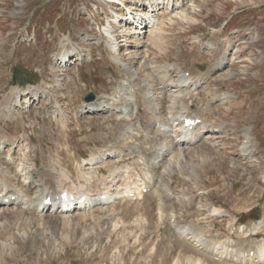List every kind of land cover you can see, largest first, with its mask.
<instances>
[{
  "label": "rangeland",
  "instance_id": "374dc122",
  "mask_svg": "<svg viewBox=\"0 0 264 264\" xmlns=\"http://www.w3.org/2000/svg\"><path fill=\"white\" fill-rule=\"evenodd\" d=\"M119 2L0 0V107L16 86L44 90L17 103L22 126L0 112V129L24 130L30 149L22 157L29 178L0 153L13 184L34 200L51 191L53 200L62 185L39 187L41 168L66 173L76 192L150 185L93 212L1 205L0 264H264V0ZM131 15L158 24L138 30ZM218 57L225 64L213 71ZM14 65L26 70L23 85L12 82ZM127 69L138 72L134 86ZM184 73L209 76L194 89ZM89 92L93 103L84 101ZM187 109L214 131L179 144L173 135ZM15 146L8 150L17 159ZM104 153L111 156L97 169L84 163ZM253 208L259 220L240 224Z\"/></svg>",
  "mask_w": 264,
  "mask_h": 264
},
{
  "label": "bare ground",
  "instance_id": "6f19581e",
  "mask_svg": "<svg viewBox=\"0 0 264 264\" xmlns=\"http://www.w3.org/2000/svg\"><path fill=\"white\" fill-rule=\"evenodd\" d=\"M160 4V3H159ZM171 4V3H170ZM151 7H157L158 3L154 4H150ZM169 6V5H168ZM153 10V9H152ZM153 17V18H152ZM152 19L150 20V22H153L152 24V30L151 32L153 31V26L155 23H157V19L152 15ZM150 19V18H149ZM149 19H145L144 17H139L138 19H135V22L137 23V26L139 27H142L143 28V25L144 27L147 26V20ZM149 22V23H150ZM150 26V25H149ZM137 28V27H136ZM138 29V28H137ZM66 39V37H65ZM63 41V40H62ZM128 41V40H127ZM63 43V42H62ZM107 45L109 46V48L111 49H115L116 47V44L112 41H107ZM67 47V46H65ZM64 48V46H63ZM71 48V47H70ZM67 48V49H63V51L65 50V53L62 54V58L66 61V57L70 56V54L72 55V53L74 52V48ZM70 53V54H69ZM130 53V52H129ZM59 55V54H58ZM221 63V64H219ZM223 61H219L218 63H215L214 65L218 64L217 68H215L216 66H214L213 68V71L215 70H220L222 69V67L224 66L223 65ZM213 67V66H212ZM215 69V70H214ZM127 72V71H126ZM130 74V77L131 79L133 80V85H136L137 83V79H138V74H137V71L135 70H129L128 71ZM208 76V75H206ZM207 77L204 78V82H205V79ZM130 79V80H131ZM140 79V78H139ZM202 79V77H198V78H195L193 77L192 79L190 78H186L185 81L189 83V85H187V87H196L198 86V84H200V80ZM221 80V79H220ZM142 81V80H141ZM184 81V82H185ZM139 82V81H138ZM143 83V81H142ZM149 85V84H148ZM144 86V85H143ZM147 86V84L145 85ZM144 86V87H145ZM23 87V86H22ZM142 87V86H141ZM150 88V86H147ZM43 92L44 90H42L41 87H36V88H33V87H30L28 86L27 88H21L20 86H16L12 89L11 91V96L10 97H6L5 98V101H4V107L1 106L0 108V112L6 110L8 112L7 115V118L9 117L10 119H12L15 123V126L18 127V126H22V123H21V116H22V113H18L19 115L17 117H14L13 116V113H16V110L15 108L17 107V103L19 102V100L21 98H24L25 96V99H28L29 98V95H31L32 97L34 96H39V98L42 97L43 95ZM28 97V98H27ZM178 99V98H177ZM152 100V99H151ZM175 102V101H174ZM92 103V102H91ZM147 103V101H146ZM150 104V103H149ZM95 107V106H94ZM151 107V106H150ZM158 106L154 105V113H157L158 110L157 109ZM38 111V110H37ZM30 113V112H29ZM185 118H190L188 117L187 115L184 116L183 118V121L182 123L184 124V119ZM193 118H197V117H193ZM23 121V120H22ZM8 123V122H7ZM10 124V123H9ZM11 125V124H10ZM6 126V125H5ZM6 128V127H5ZM24 129H26L24 127ZM3 131V132H2ZM22 134L19 135L20 137H14V136H11V134L8 133L7 130H3V129H0V153H8L10 158L14 161V163L16 164L15 166H18V170L20 169L22 171V174L25 176V171H26V168H25V165H24V162H22V157L24 156L25 158H28L29 154H28V150H30L28 148V145H23L25 144V142H27L26 140V132L24 130H22ZM214 131V126H210L209 124L207 125L206 122H202V124L198 127V130L193 133L190 131V127H186L183 125V127L180 129V133L179 134H175L174 136H176V139L179 141V144H182L183 143H189V142H193L195 140H197L196 138L202 134V133H207V132H212ZM42 133V132H41ZM30 136V135H29ZM30 139L32 140L33 138L30 137ZM20 142V144H19ZM30 142V141H29ZM152 143V142H151ZM250 139H249V136H248V140L246 141V145L245 147L246 148H251L250 146L252 144H250ZM17 144V146H15V148H19V157L17 159H15V157L13 156L14 154H11V152H13L12 150H8V147L12 146V145H15ZM145 146V145H144ZM28 148V150H27ZM153 148V147H152ZM158 151V150H157ZM250 151H255L254 149L250 150ZM115 152V151H114ZM148 154V152H146ZM149 155V154H148ZM154 155V154H153ZM108 156H111L107 153H104L102 157H98V156H95L92 155V157L86 162V164H89L92 166L93 169H97L98 167H100V163H104V161L108 158ZM121 156V155H120ZM156 156V155H155ZM113 157V156H112ZM152 157V156H151ZM3 158V157H2ZM1 158L0 156V206L1 205H11V204H14L16 203L17 205L21 204H25L27 207H23V206H20L21 208L23 209H28V210H35V206H37V204H40V212L42 211H45V207H42L44 205H47L45 203V200L47 199L46 196H42V198L38 199V200H34L32 197H30L25 191H23L21 188H18L17 185H14L13 184V177L11 176V172L9 170L5 171L2 169V163H4L3 159ZM118 158V157H117ZM8 159V158H7ZM9 160V159H8ZM121 160V159H120ZM119 160V161H120ZM113 162V161H112ZM110 165V163L108 164ZM113 164H111L112 166ZM110 166V167H111ZM118 166V165H117ZM45 167V166H44ZM43 167V168H44ZM104 167V165H103ZM115 167V166H114ZM121 167V166H120ZM54 168V167H53ZM112 168V167H111ZM37 169H40V170H36V172L34 174H37L39 176V178H41V180H37V183H38V186L39 187H44V186H47L48 188L49 187H59V185H62L61 189H62V193L65 192V191H68L69 192V195L68 197L64 198V199H61V197H56L52 200V205H53V208H57V211L58 212H72V211H78V210H91L93 208H96V206H104L105 204L107 203H112V202H115L116 199L123 193H130L131 191H135V189H137V194L140 195L142 193V190L144 187H147L146 186V183L142 184V186H135L134 187V190L132 189L133 186H130V187H125V189H122V188H117L116 189V192L115 190L112 192L110 191L111 189H108L107 191H103V192H100L99 194H90L89 191H85V192H81V194H79L80 192H76L74 191V187L73 185H71L72 183H70L69 181V177L67 176L66 173H63L61 174V178L59 175H57L56 177L55 176H52L50 175L52 172L51 170L48 169V171L50 172H45L47 170H42L41 168H37ZM110 169V168H109ZM114 169V168H113ZM92 170V169H91ZM122 171V170H121ZM124 171H122L123 173ZM21 173V172H20ZM95 173V172H94ZM104 173V172H103ZM31 174V173H29ZM33 174V173H32ZM33 174V175H34ZM113 174V173H112ZM116 174V173H115ZM124 174V173H123ZM126 174V173H125ZM51 178H49L50 176ZM110 176V175H109ZM108 176V178H109ZM118 176V175H117ZM123 176V175H122ZM26 178H29V175L28 176H25ZM120 178V176H119ZM122 178V177H121ZM16 179V178H15ZM112 179V178H111ZM123 179V178H122ZM152 179V178H151ZM71 180V179H70ZM110 180V179H108ZM115 180V179H114ZM127 180V179H126ZM113 179L110 181L112 183ZM152 181V180H151ZM32 182V181H31ZM114 182V181H113ZM127 182V181H126ZM95 183V182H94ZM104 183V182H103ZM126 184H130V183H126ZM138 184V182H137ZM150 184V183H149ZM76 186V185H74ZM83 186V185H82ZM111 186V185H110ZM77 187V186H76ZM64 188V189H63ZM79 188V187H78ZM29 189V188H27ZM53 189V188H52ZM104 189V188H103ZM76 190V189H75ZM78 190V189H77ZM43 192V191H42ZM25 193V194H24ZM85 196V200L83 201L82 200V197ZM46 197V199H45ZM43 199V201H42ZM100 204V205H99ZM42 205V206H41ZM31 206V207H30ZM33 206V207H32ZM30 207V208H29ZM39 207V205L37 206ZM42 207V209H41ZM37 209V208H36ZM20 212V210H19ZM38 212V211H36ZM86 215V214H85ZM93 215V214H92ZM13 217V216H12ZM22 217V216H21ZM80 218V217H79ZM21 219V218H20ZM70 222V221H69ZM81 222V221H80ZM98 223V221L96 222ZM16 226V225H15ZM80 229V228H79ZM8 230V229H7ZM104 230V229H103ZM65 231V230H64ZM7 232V231H6ZM83 232V231H82ZM1 233V232H0ZM87 234V233H86ZM69 236V235H68ZM35 238V237H34ZM94 238V237H93ZM29 239V238H28ZM32 239V238H31ZM77 239V238H76ZM33 242V241H32ZM68 242V241H67ZM85 242V241H84ZM34 243V242H33ZM44 245V244H43ZM30 246V245H29ZM89 247V245H88ZM264 247V245H263ZM264 254V248L262 250V253L261 255ZM19 255V254H18ZM14 256V255H13ZM263 257V256H262ZM249 259V258H248ZM201 263V259H197V262L198 264Z\"/></svg>",
  "mask_w": 264,
  "mask_h": 264
},
{
  "label": "water",
  "instance_id": "95a60500",
  "mask_svg": "<svg viewBox=\"0 0 264 264\" xmlns=\"http://www.w3.org/2000/svg\"><path fill=\"white\" fill-rule=\"evenodd\" d=\"M22 71V69L20 67H14V76H13V81L16 82L19 79V74ZM19 82H21V80L19 79ZM94 94H90L86 97V100H92L94 99Z\"/></svg>",
  "mask_w": 264,
  "mask_h": 264
}]
</instances>
